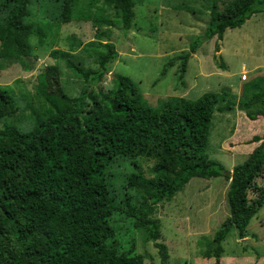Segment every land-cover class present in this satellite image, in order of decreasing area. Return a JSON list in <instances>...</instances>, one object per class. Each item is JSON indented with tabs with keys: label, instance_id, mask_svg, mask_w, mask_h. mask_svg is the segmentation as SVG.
Returning <instances> with one entry per match:
<instances>
[{
	"label": "trees",
	"instance_id": "16d2710c",
	"mask_svg": "<svg viewBox=\"0 0 264 264\" xmlns=\"http://www.w3.org/2000/svg\"><path fill=\"white\" fill-rule=\"evenodd\" d=\"M97 1L91 0L78 12V0H61L58 24L74 19L110 23L102 14L103 6H112L120 14L122 28L130 29L134 0H102L96 15L91 6ZM30 2L0 0V59L14 58L25 64L24 57L33 54L30 38L45 42L42 28L26 21ZM208 12L204 31L188 50L170 58L161 74L178 61L182 77L189 57L202 42L215 36V50H219L217 41L226 29L240 27L252 14H264V0H225L222 7L212 0ZM87 43L94 51L95 67L75 61L68 51L51 52L81 79L77 95L65 92L52 76L57 80L54 111L42 114L27 104L31 117L27 130L8 123L0 126V137L15 146L11 151L0 150V264H143L147 256L137 253L133 243L121 248L110 224L115 213L129 218L143 240L157 248L161 264H167V245L159 241L160 222L154 216L156 205L171 199L193 177L223 176L229 180V214L202 253L217 264L229 233L234 230L239 239L244 238L251 220L264 208V185L259 183L264 180V128L262 134L248 140L258 144L247 158L227 170L206 152L210 127L215 112L238 109L249 120L264 118V73L243 82L239 97L222 87L196 99L168 96L154 107L127 75L113 74L111 88L98 86L111 71L118 51L113 42H102L100 35ZM217 64L224 67L222 61ZM5 93L0 89V121L14 113V102L5 100ZM138 156L153 160L151 175L145 176L141 170L126 174L124 186L135 189L136 194L127 193L117 201L108 170L118 158ZM6 204L43 208L41 249L29 252L31 236L23 235L16 220L6 214ZM5 221L14 241L23 248L20 255L11 256L7 251Z\"/></svg>",
	"mask_w": 264,
	"mask_h": 264
},
{
	"label": "rangeland",
	"instance_id": "374dc122",
	"mask_svg": "<svg viewBox=\"0 0 264 264\" xmlns=\"http://www.w3.org/2000/svg\"><path fill=\"white\" fill-rule=\"evenodd\" d=\"M132 26L124 30L120 14L112 6H103V16L110 23L96 25L91 21L74 19L58 24L61 0H31V13L26 21L45 32V42L38 37L30 38L32 55L24 57L25 64L14 58L0 59V89L5 90L7 100L14 102V113L2 119L22 130L31 125L30 108L33 105L42 114L58 106L55 81L70 95H77L81 79L67 67L64 59L51 52L68 51L75 61L86 67H95L94 51L87 42L100 35L102 42L111 41L118 51L111 71L103 76L100 87L111 88L113 74L120 73L132 78L144 99L157 107L168 96H184L196 99L204 92L229 88L236 97L241 85L250 78L264 73V14H252L240 27L228 28L218 40L216 37L202 42L196 53L188 59L186 70L179 78L177 61L167 66L168 60L189 49L207 26L209 6L212 0H134ZM220 7L223 1L217 0ZM91 0H78L76 11L86 8ZM98 0L91 6L92 14H98ZM94 24V25H93ZM221 59V60H220ZM222 61L224 67L217 63ZM243 68L245 71H243ZM246 76L242 80L241 76ZM52 76H56L55 80ZM53 110V111H54ZM264 118L249 120L242 111L215 112L206 152L211 159L219 161L227 170L243 162L253 142L251 134H262ZM14 144L0 137V150H14ZM153 160L138 156L133 159L118 158L109 168L111 189L119 201L127 193L136 190L124 186L126 174L143 171L151 175ZM264 185V180H259ZM229 180L223 176L212 178L193 177L171 199L156 205L154 216L159 219L161 238L167 245V264H214L213 257H203V251L221 222L228 216L226 193ZM6 214L17 222L23 235H30L29 252L42 248L44 241V210L37 205L6 204ZM110 224L117 232L122 249L133 243L137 253L145 254L143 264H161L157 248L151 241H144L141 231L134 229L131 220L115 213ZM7 251L11 256L22 254L23 248L13 239L8 222L5 221ZM224 252L217 264H264V208H260L251 220L247 235L239 239L232 230L222 243Z\"/></svg>",
	"mask_w": 264,
	"mask_h": 264
},
{
	"label": "crops",
	"instance_id": "0c3cea01",
	"mask_svg": "<svg viewBox=\"0 0 264 264\" xmlns=\"http://www.w3.org/2000/svg\"><path fill=\"white\" fill-rule=\"evenodd\" d=\"M256 75H257V73H256L255 75H253V76H256ZM262 130H263V129H262ZM259 134H260V133H259ZM253 135H254V134H251L250 138H251ZM257 144H258L257 142H253V146H254V147H255ZM254 147H253V148H254ZM253 148H252V149H253ZM252 149H251V150H252Z\"/></svg>",
	"mask_w": 264,
	"mask_h": 264
},
{
	"label": "built area",
	"instance_id": "2783aa9c",
	"mask_svg": "<svg viewBox=\"0 0 264 264\" xmlns=\"http://www.w3.org/2000/svg\"><path fill=\"white\" fill-rule=\"evenodd\" d=\"M243 71H245V69L243 68ZM242 80L246 79V76L244 74H242L241 76Z\"/></svg>",
	"mask_w": 264,
	"mask_h": 264
}]
</instances>
